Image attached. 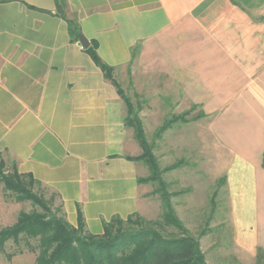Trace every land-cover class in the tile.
Returning <instances> with one entry per match:
<instances>
[{
    "label": "crops",
    "instance_id": "1",
    "mask_svg": "<svg viewBox=\"0 0 264 264\" xmlns=\"http://www.w3.org/2000/svg\"><path fill=\"white\" fill-rule=\"evenodd\" d=\"M93 43L135 94L164 87L150 109L164 94L232 104L219 134L230 136L234 178L253 177L241 238L264 247V0H0V152L56 194L71 224L80 210L102 233L139 210L146 175L128 157L142 148Z\"/></svg>",
    "mask_w": 264,
    "mask_h": 264
},
{
    "label": "rangeland",
    "instance_id": "2",
    "mask_svg": "<svg viewBox=\"0 0 264 264\" xmlns=\"http://www.w3.org/2000/svg\"><path fill=\"white\" fill-rule=\"evenodd\" d=\"M118 79L134 106L144 109L145 116L141 120L147 139L154 143L153 152L160 169L176 165L162 171L166 190L172 194L171 203L176 215L188 232L199 240L206 261L209 264H264V247L253 250L248 240H242L241 230L245 227L237 220L238 216L247 222L251 219L253 177L250 172L247 176L239 172L234 178L230 136L219 134L221 127L231 122L224 116L230 114L226 111L232 104L210 100L179 104L174 102L175 96L164 94L160 97L161 103H154L156 106L150 109L149 103L163 93L164 87L158 88L157 95L150 97L149 87L138 88L135 94L133 82L130 83L127 75L118 76ZM174 117L178 119L172 122L171 129L156 135L164 121ZM1 157L8 170H12L13 162L7 159L5 152H0ZM148 174L149 169L144 163L142 175ZM160 187L153 182L142 186L138 212L147 219L161 220L163 200L161 189L157 190ZM34 190L46 199L54 196V208L61 205L49 187L35 185ZM33 210L41 211V208L30 200H18L15 194L6 193L0 183V230L12 226L21 211ZM241 212L247 215H240ZM159 229L168 237L181 235L173 225L159 226ZM30 242L32 245L37 243L36 239H30ZM36 256L37 250L31 249L24 238L19 242L11 238L3 246L0 244V264H36Z\"/></svg>",
    "mask_w": 264,
    "mask_h": 264
},
{
    "label": "trees",
    "instance_id": "3",
    "mask_svg": "<svg viewBox=\"0 0 264 264\" xmlns=\"http://www.w3.org/2000/svg\"><path fill=\"white\" fill-rule=\"evenodd\" d=\"M68 21L71 35L77 38L80 32L78 24ZM87 51L101 67L105 77L115 84L126 103V125L134 129V137L142 148L140 155L128 157L143 161L149 169L148 175L139 178L140 183L160 184L157 190L161 189L163 200L161 220L147 219L136 211L126 218L115 215L104 222L102 233H92L87 230L80 210L77 225L71 224L62 205L53 207L54 196L46 199L42 193L34 190L35 185H41L39 180L32 174L19 172L15 163L12 170H8L6 161L1 157L0 183H3L6 193L15 194L18 200L32 201L41 211H21L12 226L0 230V244L3 246L11 238L15 242L24 238L31 249L37 250L36 264H209L199 240L188 232L176 215L171 203L172 194L166 190L162 171L176 165L160 169L153 144L147 139L139 116L140 110L115 78L114 67L101 58L96 43L89 46ZM176 119L165 120L156 135L160 136ZM164 225L175 226L181 235H164L159 229ZM30 239H36V245H32Z\"/></svg>",
    "mask_w": 264,
    "mask_h": 264
}]
</instances>
